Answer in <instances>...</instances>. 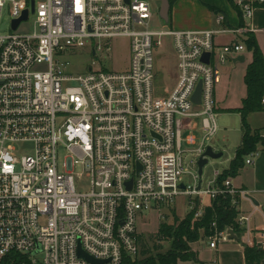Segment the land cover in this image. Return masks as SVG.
I'll use <instances>...</instances> for the list:
<instances>
[{
    "label": "built area",
    "instance_id": "built-area-1",
    "mask_svg": "<svg viewBox=\"0 0 264 264\" xmlns=\"http://www.w3.org/2000/svg\"><path fill=\"white\" fill-rule=\"evenodd\" d=\"M256 4L264 0L239 1L244 25L225 32L255 33ZM6 7L12 31L0 36V264H92L79 256L80 246L102 264H122L125 256L140 254L139 223L146 213H161L180 196L190 211L204 198L244 196L230 178L219 185L218 171L204 188L197 167L219 132L216 86L222 68L247 51L243 42L219 46L220 32L213 30L154 31L151 5L144 0H0V19ZM25 11L28 20L14 30ZM31 17L33 31L19 33ZM224 21L217 17L218 24ZM165 37L172 39L178 81L162 96L155 52ZM116 39L130 42L125 72L66 73L64 54L86 47L94 56L109 54ZM205 54L209 63L202 61ZM200 81L202 100L196 105ZM194 119L201 121L203 137L189 151L183 148L182 121ZM17 146L32 153L21 155ZM255 157L250 154L245 164L253 165ZM186 176L192 183L184 182ZM84 177L87 193L75 184ZM237 221L249 227L250 217ZM228 231L213 223L210 248L231 242ZM246 243L264 251V229Z\"/></svg>",
    "mask_w": 264,
    "mask_h": 264
},
{
    "label": "rangeland",
    "instance_id": "rangeland-1",
    "mask_svg": "<svg viewBox=\"0 0 264 264\" xmlns=\"http://www.w3.org/2000/svg\"><path fill=\"white\" fill-rule=\"evenodd\" d=\"M150 3L153 18L150 21V28L154 31H162L167 28L176 30L173 25H168L160 17V3L155 0H144ZM227 2L229 0H226ZM225 1V2H226ZM34 17H31L30 21L25 25H22L19 29L21 34H29L33 31ZM12 31L11 29V17L9 14L8 7L3 9L2 17L0 19V36L7 35ZM258 44L260 49L264 54V33L258 32ZM246 37H241L244 41ZM228 39H225L226 42ZM112 52L109 54H98L94 56L88 50V47L84 49H77L71 54L67 53L63 55V60L69 63L66 69V73L72 76H78L80 74L86 73L92 68L93 70H104V71H114V72H125L131 60V49L130 42L128 39H116L112 42ZM251 52L247 51L245 54L247 60L251 58ZM155 64L156 71L158 73V80L156 83V89L159 95H166L175 88L178 81V68L177 59L174 52V47L172 44V39L170 37H165L162 39V46L155 52ZM231 65L223 66L222 70V81L216 86V101L220 102V107L225 105L234 108L236 106H241L243 100L248 94L247 88L244 82V64H239L235 70H231ZM225 104V105H224ZM264 111V110H263ZM260 111V112H263ZM217 122L219 125V132L210 143V146L214 150L222 151L223 157L218 160H212L210 164L204 170L203 176V187L206 188L209 181L213 179L214 172L216 169L224 170L228 167L229 161H227L230 156L234 153V145L236 140H240V116L236 112H224L223 110H217ZM253 112L254 116L249 115L247 121L250 124V118L253 119L252 124L259 126H264V113ZM257 113V114H256ZM251 126V125H250ZM198 143L190 148L191 151H196L201 145V134L197 133ZM189 148V147H188ZM17 152L21 155H29L32 153L29 146H17ZM65 158L64 151L59 154V163L63 164ZM192 159V157H190ZM189 161V159H187ZM81 172L79 169L76 173ZM186 184L192 183L190 176L184 178ZM76 187L82 193L90 192L89 180L84 177L80 180L76 178ZM204 203L209 204L210 198H204ZM190 209L188 205V199L184 196L177 197L172 207L163 210L161 213L156 211H151L146 213L139 223V233H140V253L143 251H148L149 256H158L160 254H166L173 250L174 240L166 239L162 236L161 226L168 225L173 227H179L184 221H186L187 215ZM187 218V219H186ZM203 233H201L200 240L204 239ZM199 240V241H200ZM191 244H188V253L192 252ZM140 255V254H139ZM139 257H142L140 255ZM205 258V257H204Z\"/></svg>",
    "mask_w": 264,
    "mask_h": 264
},
{
    "label": "crops",
    "instance_id": "crops-1",
    "mask_svg": "<svg viewBox=\"0 0 264 264\" xmlns=\"http://www.w3.org/2000/svg\"><path fill=\"white\" fill-rule=\"evenodd\" d=\"M225 1L226 0H177L173 5L172 12L170 14V23L175 27L176 30L181 31L213 30L216 32H220L216 37V43L219 46L231 43L235 39L243 42L241 40V37L243 36L236 37L225 31L237 29L244 25L243 18L236 7H238L237 3L239 1L249 0H229L228 2ZM221 15L224 16L225 21L223 24H218L217 17ZM253 24L256 28V32L254 34L258 42L257 33H264V7L257 6ZM225 39L228 40L225 42ZM246 53L247 51L243 55L229 60L227 63V65H231V70H235L239 64L245 65L244 82L247 69L253 61V55L251 54L250 60H247V57L245 55ZM240 57H244L245 60L243 62L238 61L237 59H239ZM220 102L221 101L217 102L218 111L223 110L224 112H236L239 114V131L241 134L240 140H236V144L234 145V153L227 160L229 161L228 167L224 170H215V172L218 171L220 174H222L224 171L230 168L232 161L235 159L236 152L243 144L244 129L242 124V116L239 112H237V110L243 107V104L241 106L239 105L234 108H230L225 104L224 107H220ZM260 113H264V111ZM251 115L254 116L253 114ZM252 122L253 119L250 118L249 125H251L250 127L252 131L259 132L261 137L263 138V142L258 144L257 152H255L256 157L254 159V164H245L244 168L239 171L236 177H230L233 187L236 190L245 193L244 196H239V216L250 217L249 227L247 226L240 228L242 230V233L240 235L235 233V231L233 230L234 234H231V242L219 245V248L216 251L210 248L207 237L201 239L200 241L192 243L191 248L192 252L196 255V260L179 261L178 264H214L215 262L216 264H248L246 261L245 251L246 247H252L247 245L246 240L253 235L255 236V234L264 229V126H261L260 124L259 126H256L252 124ZM182 126L183 148L185 150L191 151L190 148L197 145L198 143L197 133L201 134L202 141V123L199 119L184 120L182 121ZM189 140H192L193 143H190ZM222 151L223 150L221 149L220 151L215 150L216 153H222ZM245 161H247V158ZM204 202L205 201L203 199L201 201V206L203 205L202 207L207 205ZM259 264H264V260Z\"/></svg>",
    "mask_w": 264,
    "mask_h": 264
},
{
    "label": "trees",
    "instance_id": "trees-1",
    "mask_svg": "<svg viewBox=\"0 0 264 264\" xmlns=\"http://www.w3.org/2000/svg\"><path fill=\"white\" fill-rule=\"evenodd\" d=\"M169 1L171 14L173 5L177 0ZM256 5L264 7V4ZM236 8L240 12L239 8ZM244 37L246 38L243 43L247 51L253 55V61L249 65L245 76L248 94L243 101V107L237 110L242 116L244 138L243 144L236 152L230 168L224 171L218 180L221 186L228 178H234L238 175L239 171L245 166L246 158L250 154L257 152L258 144L263 142L260 133L252 131L247 119L251 113L264 110V105L262 104L264 98V54L254 33H248ZM210 200V203L203 207V216L201 218H195V212L201 206L200 202L197 201L196 209L189 212L187 215L188 219L186 218L187 220L182 225L179 227H173V225L161 226V235L168 240H174L173 250L158 256H149L148 251H143V253H140L142 257H139L140 255L135 258L125 256L122 264H178L179 261L196 260V255L188 253V251L191 252L188 244L199 241L201 233H203L204 237L212 234L213 223L217 224V229L220 232L233 229L235 233L240 235L242 230L237 221L240 214V197L238 195L235 197L222 195ZM245 255L248 264H259L264 260V251L257 248L246 247ZM15 258L18 259V256Z\"/></svg>",
    "mask_w": 264,
    "mask_h": 264
},
{
    "label": "water",
    "instance_id": "water-1",
    "mask_svg": "<svg viewBox=\"0 0 264 264\" xmlns=\"http://www.w3.org/2000/svg\"><path fill=\"white\" fill-rule=\"evenodd\" d=\"M155 1L159 2L161 5L160 12H159L161 19L167 24V26L170 25V9H171L170 1L169 0H155ZM34 11H35L34 2H32V12L34 13ZM28 18H29V11H25L21 19L14 21L13 29L16 30L19 27V25L22 22L27 21ZM209 60H210L209 54H205L202 58V61L205 63H209ZM237 60L243 62L245 59H244V57H240ZM202 92H203V83H202V81H200L198 84V87L196 89V92L193 96V102L196 105H201ZM222 156H223V154L222 153H216L212 146H208L206 148V151L199 157V159L197 161L198 174H199L200 179L203 178L204 170L210 164V162L212 160H218V159L222 158ZM138 166L140 169L141 168L140 164ZM132 184H133V181H131L127 184L129 189H131ZM200 185H201V181H200ZM181 188L185 189V185L182 184ZM228 232H229V234H232V235L234 234L233 230H229ZM79 256L81 258L87 260L88 262L92 263V264L104 263L103 261H98V260L93 259L88 254L83 252V250L81 249V246L79 247Z\"/></svg>",
    "mask_w": 264,
    "mask_h": 264
}]
</instances>
